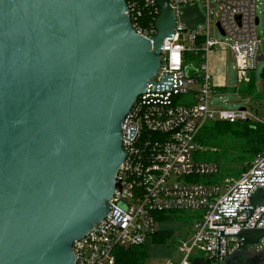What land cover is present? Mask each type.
Segmentation results:
<instances>
[{
    "label": "water",
    "instance_id": "95a60500",
    "mask_svg": "<svg viewBox=\"0 0 264 264\" xmlns=\"http://www.w3.org/2000/svg\"><path fill=\"white\" fill-rule=\"evenodd\" d=\"M157 6L147 39L123 0H0V264H74L72 244L107 214L124 159L122 120L175 27L167 0ZM181 11L187 30L202 24L197 8ZM258 207L264 187L243 213ZM237 237L250 246L264 230ZM239 259L264 264V251L221 264Z\"/></svg>",
    "mask_w": 264,
    "mask_h": 264
},
{
    "label": "built area",
    "instance_id": "2783aa9c",
    "mask_svg": "<svg viewBox=\"0 0 264 264\" xmlns=\"http://www.w3.org/2000/svg\"><path fill=\"white\" fill-rule=\"evenodd\" d=\"M123 1L134 32L153 38L159 0ZM167 2L174 18L173 35L162 43L155 76L122 120L124 159L114 177L118 186L105 217L72 244L74 264H114V251L142 245L157 229L153 213L162 212L190 213L194 218L192 237L177 245L181 256L177 264H193L194 259L221 264L242 250L264 251V238L249 246L237 237L242 230H264V207L251 215L243 213L252 192L264 187V152L237 179L225 177L217 185L192 181L218 172L217 164L195 160V154L204 151L196 136L205 125L254 122L264 126V115L209 104L215 95L208 64L213 50L221 48L232 55L240 84L249 80L246 74L255 67L260 45L255 0ZM183 7L197 8L203 17L192 31L181 23ZM143 10L154 15L153 24L138 22ZM261 17L264 23V5ZM186 55L199 57L196 66L185 64ZM188 95L191 98L182 105L177 103Z\"/></svg>",
    "mask_w": 264,
    "mask_h": 264
},
{
    "label": "trees",
    "instance_id": "16d2710c",
    "mask_svg": "<svg viewBox=\"0 0 264 264\" xmlns=\"http://www.w3.org/2000/svg\"><path fill=\"white\" fill-rule=\"evenodd\" d=\"M154 15L147 10L141 12L138 22L143 26L153 24ZM264 50V38L262 42ZM199 57L185 56V64L196 66ZM252 72L249 80L237 89V92L250 96L251 100L257 99L252 81ZM264 84V68L261 71ZM228 91L227 89L221 90ZM196 143L203 148V152L195 154V160L203 163H215L218 172L215 176L193 177L192 181L201 184H219L225 177L237 179L258 155L264 152V126L254 122L222 123L214 122L205 125L196 136ZM226 166L232 167L226 171ZM177 213H153L157 229L146 241L139 246L114 251V264H146L150 257L152 247L165 246L171 239L170 230L161 229L160 226L172 222L177 218Z\"/></svg>",
    "mask_w": 264,
    "mask_h": 264
},
{
    "label": "rangeland",
    "instance_id": "374dc122",
    "mask_svg": "<svg viewBox=\"0 0 264 264\" xmlns=\"http://www.w3.org/2000/svg\"><path fill=\"white\" fill-rule=\"evenodd\" d=\"M263 5L264 0H255L254 13L259 20V24L255 27V32L260 42L258 55L264 56V50L262 46L264 38V23L262 22L261 17ZM198 7L201 8V4L199 2ZM215 37L219 39L217 34H215ZM210 67H212V64L210 65L209 62L211 81L218 82L216 75L213 72L214 70ZM218 67L221 68V85L229 90L224 93L212 95L209 101L210 106L231 111H238L243 108L248 110L251 109V107L260 110L264 107V84L261 79V71L264 68V62H255V67L251 70L253 74L252 81L255 88L254 93L258 96L257 99L253 100H251L250 96H244L237 92V89L244 84H240L237 79L234 60L229 52L226 53L225 63L222 66L219 63ZM189 98H191L190 95L179 97L177 99V103L182 105ZM231 169L232 167L226 166L224 170L226 172ZM176 216L177 218L172 222L160 226L161 229L170 230L172 232L171 239L165 246L152 247L150 257L146 264H177L180 261L181 256L178 253L177 245L180 241L185 239L187 241L192 237L194 218L190 215V213L177 214ZM236 264H241V259H239Z\"/></svg>",
    "mask_w": 264,
    "mask_h": 264
},
{
    "label": "crops",
    "instance_id": "0c3cea01",
    "mask_svg": "<svg viewBox=\"0 0 264 264\" xmlns=\"http://www.w3.org/2000/svg\"><path fill=\"white\" fill-rule=\"evenodd\" d=\"M226 53H227V51H224L221 48H216L209 55L208 61L210 62V65L212 64V67H210V68H212L214 70L213 72L216 75V79L218 80V82H214V81L212 82L213 92L215 93V95L216 94H220V93H224L225 91L222 92L221 90L227 89L226 87H223V85H221V81H222V79H220V76H221L220 70H221V68L218 67L219 63L221 64V66L225 63V61H226ZM227 90H229V89H227ZM244 109L245 108L240 109V110H244ZM248 110L253 111L257 116H263L264 115V107L262 109H260V110H257L256 108H252L251 107V109H248Z\"/></svg>",
    "mask_w": 264,
    "mask_h": 264
}]
</instances>
